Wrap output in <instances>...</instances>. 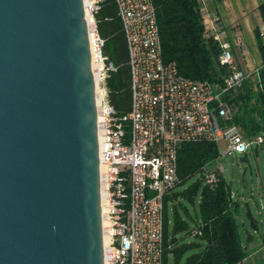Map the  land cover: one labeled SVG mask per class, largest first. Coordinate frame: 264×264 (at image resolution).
Returning <instances> with one entry per match:
<instances>
[{
    "label": "water",
    "instance_id": "1",
    "mask_svg": "<svg viewBox=\"0 0 264 264\" xmlns=\"http://www.w3.org/2000/svg\"><path fill=\"white\" fill-rule=\"evenodd\" d=\"M0 264H105L84 0H0Z\"/></svg>",
    "mask_w": 264,
    "mask_h": 264
},
{
    "label": "built area",
    "instance_id": "2",
    "mask_svg": "<svg viewBox=\"0 0 264 264\" xmlns=\"http://www.w3.org/2000/svg\"><path fill=\"white\" fill-rule=\"evenodd\" d=\"M84 1L94 26L91 55L101 66L104 89L98 130L106 192L105 264H164V199L178 187L179 149L185 143L208 142L217 146L219 156H230L264 144V132L253 140L233 123L230 102L246 80L259 81L264 60L254 70L241 69L234 56V44L240 46L241 39L232 42L220 19L202 8L206 34L219 43L218 62L227 73L220 82L185 77L175 62L163 58L153 0H115L132 86L131 111L119 117L107 89L117 67L105 55L97 27L102 0ZM205 181L215 183L216 172H207Z\"/></svg>",
    "mask_w": 264,
    "mask_h": 264
},
{
    "label": "trees",
    "instance_id": "3",
    "mask_svg": "<svg viewBox=\"0 0 264 264\" xmlns=\"http://www.w3.org/2000/svg\"><path fill=\"white\" fill-rule=\"evenodd\" d=\"M156 7L163 58L175 62L179 73L190 79L220 82L227 73L219 65V43L205 31L204 13L199 0H153ZM96 15L98 32L105 40L104 53L117 70L107 79L108 96L119 117L131 111L132 86L128 50L121 18L115 0H102ZM264 28V1L259 6ZM228 29V28H226ZM258 46L264 59V35L256 29ZM235 108L233 123L240 126L247 137L264 132V66L259 81L246 80L230 100ZM217 146L208 142L183 144L178 153V187L164 199V264H237L247 256L234 216L240 205L231 198V190L223 176L216 172L217 181L208 184L205 176L186 186L205 166L218 158ZM184 187L181 191L178 188ZM200 195V220L193 218L186 208L182 216L178 204L181 200L195 205ZM193 236L200 242L184 244L180 235ZM244 264V262L242 263Z\"/></svg>",
    "mask_w": 264,
    "mask_h": 264
},
{
    "label": "rangeland",
    "instance_id": "4",
    "mask_svg": "<svg viewBox=\"0 0 264 264\" xmlns=\"http://www.w3.org/2000/svg\"><path fill=\"white\" fill-rule=\"evenodd\" d=\"M215 5V4H214ZM202 8L208 9L209 3H201ZM213 8V7H212ZM209 10V9H208ZM252 21L255 25V30L261 28L262 21L259 9H257L252 15ZM253 140L256 138L253 137ZM257 144L253 145V148H250L247 152V157L250 162L251 169L246 172V186L244 181V172L248 164L244 161L245 154L235 153L230 156H218V158L210 161L204 168V172L197 173L193 176L186 184L185 187L193 184L207 172H219L226 183L229 185L233 201L240 205V213H235L234 216L238 223V230L241 237L243 247L247 246L249 242V234L255 238L257 243L253 248H249L250 253H252L259 245L261 244L262 236L264 235V144L260 145L258 148V153H256ZM184 187L178 188L181 191ZM199 202L200 195L196 198L195 205L188 203L186 200H181L178 204L179 210L183 217L187 218L191 224L193 221L187 217L184 213L183 208H186L190 215L200 220L199 216ZM249 205V207H248ZM249 210L258 222V227L256 229L251 227V220L248 216ZM182 243L188 244L192 242H200L197 238L193 236L185 237L184 234L180 235L179 238H182ZM254 242V243H255ZM259 243V244H258ZM205 244H202L201 248L191 250L188 252L180 262L184 264L186 258L193 254L200 252L204 248ZM252 247V246H250ZM170 264H173V258L170 260Z\"/></svg>",
    "mask_w": 264,
    "mask_h": 264
},
{
    "label": "crops",
    "instance_id": "5",
    "mask_svg": "<svg viewBox=\"0 0 264 264\" xmlns=\"http://www.w3.org/2000/svg\"><path fill=\"white\" fill-rule=\"evenodd\" d=\"M204 1L209 3L210 7L207 10L210 14L217 16L221 24L228 28L232 42L237 37L241 39L242 44L240 46L234 44V56L238 66L246 71L262 66L264 59L258 46L255 25L251 15L264 0ZM261 29H263V25ZM249 237V242L244 248L247 252L244 264H264V235L262 236L261 244L252 253H250L249 248H253L257 243L251 234H249Z\"/></svg>",
    "mask_w": 264,
    "mask_h": 264
},
{
    "label": "bare ground",
    "instance_id": "6",
    "mask_svg": "<svg viewBox=\"0 0 264 264\" xmlns=\"http://www.w3.org/2000/svg\"><path fill=\"white\" fill-rule=\"evenodd\" d=\"M88 27H89V37H90V44L92 46V34L94 31V26L91 23V21L88 19ZM92 67L95 75V80H96V92H97V105L100 104L103 96H104V89L102 86V79H101V74H100V65L97 60L92 58ZM104 168L101 166V178H102V212H103V224L105 226V212H106V192H105V180H104ZM104 245H105V254L107 252V237L104 232Z\"/></svg>",
    "mask_w": 264,
    "mask_h": 264
}]
</instances>
